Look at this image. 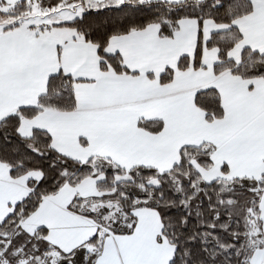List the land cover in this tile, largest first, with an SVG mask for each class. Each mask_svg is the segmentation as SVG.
I'll list each match as a JSON object with an SVG mask.
<instances>
[{"label": "snow or ice", "instance_id": "obj_1", "mask_svg": "<svg viewBox=\"0 0 264 264\" xmlns=\"http://www.w3.org/2000/svg\"><path fill=\"white\" fill-rule=\"evenodd\" d=\"M0 264H264V0H0Z\"/></svg>", "mask_w": 264, "mask_h": 264}]
</instances>
